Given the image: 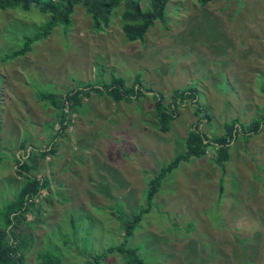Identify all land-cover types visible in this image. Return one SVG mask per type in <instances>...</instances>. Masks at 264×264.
I'll list each match as a JSON object with an SVG mask.
<instances>
[{
  "label": "rangeland",
  "instance_id": "obj_1",
  "mask_svg": "<svg viewBox=\"0 0 264 264\" xmlns=\"http://www.w3.org/2000/svg\"><path fill=\"white\" fill-rule=\"evenodd\" d=\"M121 12L94 31L76 6L67 29L58 26L24 56L7 59L49 16L35 8L0 11V208L23 184L16 161L29 151L38 159L30 175L48 183L18 226L24 264H38L43 251L61 264L98 257L123 264L105 255L124 235L118 212L129 219L144 206L148 182L185 153L187 136L197 128L211 140L233 120L247 129L264 117V0H169L164 20L137 42L125 39ZM137 75L142 97L82 95L59 133L57 111L38 97L101 87L112 76L132 86ZM188 88L197 99L177 100L171 130L159 131L153 96L169 107L173 91ZM50 146L52 153L39 156ZM215 148L162 182L128 242L145 264H264V123L258 132L238 131L224 172Z\"/></svg>",
  "mask_w": 264,
  "mask_h": 264
},
{
  "label": "trees",
  "instance_id": "obj_2",
  "mask_svg": "<svg viewBox=\"0 0 264 264\" xmlns=\"http://www.w3.org/2000/svg\"><path fill=\"white\" fill-rule=\"evenodd\" d=\"M211 1L213 0H198L202 6ZM168 3L169 0H148V7L144 9L138 0H0V11L16 9L27 11L35 8L40 13L49 16L48 21L38 33L26 37L22 47L7 55L6 58L16 59L24 56L31 51V47L35 42L46 39L58 26L67 29L71 25V16L76 6H81L86 11L94 31L107 28L111 23L112 14L121 8V30L125 39L128 42L142 41L156 21L162 22L164 20ZM195 91L193 88L173 91L174 102L169 107L162 104L160 94L153 96L155 102L154 112L159 131L167 133L171 130V124L175 117L174 109H177L179 104L176 101L185 102L189 99H197ZM91 93H96L99 96L107 94L114 102H130L144 95L140 75H137L132 86H128L123 78L112 76L109 84L101 87L87 84L82 88L68 92L64 96L52 92H39L38 97L42 102L57 111V120L61 126L57 131L59 133L60 130L68 128L71 112L81 107V96H89ZM66 107L69 109L68 111ZM201 110V107L197 105L196 116L201 114ZM205 117L210 119L208 114H205ZM262 123H264V117L253 120L249 128L246 129L239 125L238 120H233L223 126L224 135L214 137L211 140L195 128L185 140V153L177 155L169 163L163 165L159 173L148 182L144 206L129 219H124L123 215L118 212L119 217L117 219L123 228L124 235L121 243L110 247L105 255L117 254L122 258L123 264H145L139 255V249L129 246L128 242L133 237L144 216L152 210L155 196L162 182L179 167L180 163H188L191 160L203 158L207 150L213 145H216L214 162L224 172L225 164L229 161V145L238 134V131H242L243 134H246L247 130L258 132ZM249 136L247 134L244 139L246 140ZM20 148H24L23 144L20 145ZM53 150V147L50 146L49 151L41 152L39 156L45 157ZM36 155V152L29 151V153H26L24 161L19 159L16 161L18 165L17 173L23 177L24 182L17 190L14 198L0 208V264H24V256L19 253V247H22L20 244L24 245L25 242L17 235L18 226L23 222L24 215L34 207V199H37L40 192L48 186L45 180L30 175L38 164ZM220 190L222 191L221 184ZM36 259L38 264H61L60 258L50 251L38 253ZM101 259L103 258H94L93 263L100 264Z\"/></svg>",
  "mask_w": 264,
  "mask_h": 264
}]
</instances>
